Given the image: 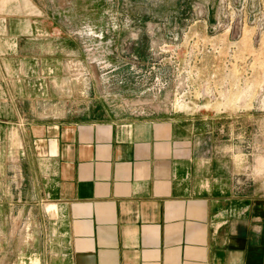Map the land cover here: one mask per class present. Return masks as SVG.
<instances>
[{
  "label": "rangeland",
  "instance_id": "rangeland-1",
  "mask_svg": "<svg viewBox=\"0 0 264 264\" xmlns=\"http://www.w3.org/2000/svg\"><path fill=\"white\" fill-rule=\"evenodd\" d=\"M0 14L24 33L15 52L0 39V105L20 123L175 119L210 188L264 215V0H0Z\"/></svg>",
  "mask_w": 264,
  "mask_h": 264
},
{
  "label": "crops",
  "instance_id": "crops-1",
  "mask_svg": "<svg viewBox=\"0 0 264 264\" xmlns=\"http://www.w3.org/2000/svg\"><path fill=\"white\" fill-rule=\"evenodd\" d=\"M23 115L0 105V264H264L261 209L210 188L175 119Z\"/></svg>",
  "mask_w": 264,
  "mask_h": 264
}]
</instances>
